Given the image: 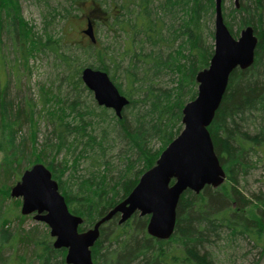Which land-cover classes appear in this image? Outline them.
Returning <instances> with one entry per match:
<instances>
[{
	"label": "trees",
	"instance_id": "1",
	"mask_svg": "<svg viewBox=\"0 0 264 264\" xmlns=\"http://www.w3.org/2000/svg\"><path fill=\"white\" fill-rule=\"evenodd\" d=\"M148 3V0H137L135 4L140 10L133 20L128 17L119 19L126 15L125 11V14H117L118 17L115 15L111 24L127 35L125 53L131 51L136 26L160 47L170 48L174 38L182 37L176 48H170L165 55L159 52L146 55L150 61L149 69L155 70L153 77L158 78V72L167 67L173 74L175 85L168 89L157 88L155 79H138L136 67L132 65L124 69L126 83L123 89L120 83L113 80L118 66L113 64L110 69L105 59L106 52L100 51L101 61L86 65L106 71L120 93L127 97L128 103L121 115L109 112V108L95 104L96 101L94 106L98 112L94 114L90 105L79 102L75 97L67 106L76 119L74 123L63 120L55 113L48 116L52 127L48 136L52 135L55 140L54 143L48 142L53 144V150H63L68 157L58 164L53 160L45 164L57 181L68 209L82 217L79 230L91 226L124 198L140 174L155 162L160 151L179 132L182 107L187 99L196 94L195 74L207 66L212 55L213 45L206 43L205 38L212 39L213 34L204 33L203 19L214 14V0H164L161 5L164 12H173L177 6L181 16L178 29H174L168 37L159 32L160 25L155 28L156 31L153 29L159 19L149 18ZM126 6H129L128 3ZM121 7L124 8L123 5ZM127 7L124 9L131 14ZM233 7L230 14L232 18L235 16L238 29L251 25L258 42L252 65L245 69L236 68L230 73L220 104L208 125L214 151L225 171V181L218 188L205 185L198 193L186 189L176 206L174 231L167 239H156L146 232L148 215L133 213L122 223H118L116 215L104 222L91 247L93 264H216L213 252L208 251L207 246H216L219 241L227 245L239 237L251 240L264 252V194L243 199L236 187L237 177L246 174L251 165V153L256 150L264 152V71L258 68L264 56V0H238V6L234 4ZM13 11L8 16L5 29L16 41L19 36L22 37L24 27L18 13ZM49 12L48 15L53 18L55 13ZM110 19L111 16L108 22ZM227 19H224L225 24L232 33ZM64 44V41L49 38L40 46L53 52L60 66L64 67V78L75 93L79 88L90 93L80 77V71L86 65L78 62V57L61 52L60 45ZM90 47L95 48V44L89 38V42L81 48L86 52ZM136 94L138 97L134 98ZM126 109L130 111L129 117L126 116ZM91 113L98 118L89 117ZM28 116L25 114V118ZM101 126L115 129L117 137L109 136L103 127L97 132ZM253 130L257 132L251 133ZM117 140L124 147L122 153L115 156L118 164H114L113 156L110 160L104 158V142L113 148ZM66 159L70 160V165ZM79 160L87 164L81 174L77 172ZM4 164L5 159L0 171L6 174L8 165ZM66 170L68 174L64 176ZM248 204L253 206L252 216L245 209ZM8 216L9 211H4L0 221L8 219ZM16 217L23 215L16 213ZM51 240L50 235L39 238L36 233L23 235L19 229L12 231L0 226V247L30 245L37 264H69L64 260L65 249L54 248ZM16 255L19 253H15L14 258Z\"/></svg>",
	"mask_w": 264,
	"mask_h": 264
},
{
	"label": "rangeland",
	"instance_id": "2",
	"mask_svg": "<svg viewBox=\"0 0 264 264\" xmlns=\"http://www.w3.org/2000/svg\"><path fill=\"white\" fill-rule=\"evenodd\" d=\"M136 1L77 0L75 3L73 0H0V142L2 140L0 165L3 164L4 159V165H8L6 174L0 171V217L4 211H9L8 219L1 220L0 226L12 231L19 229L23 235L36 233L39 238L49 235V227L45 223L35 220L31 214L20 213L21 198L12 197L10 188L19 180L21 173L33 164L42 163L46 166L45 163L50 160L58 164L68 157L64 155L63 150H53L54 146L50 143L55 141L52 135L48 136L52 128L48 120L50 113L74 123L76 119L67 106L75 97L79 102L84 101L86 105H90L92 113L98 112L94 106L96 102L92 92L88 93L87 90L79 88L75 93L64 78L66 74L64 67L60 66L53 52L43 50L40 46L42 42L49 38L64 41L65 44L60 45V51L78 57V62L83 65L101 61L99 53L106 52L105 59L109 68L111 69L113 64L118 66L113 80L120 83L123 89L126 83L124 69L132 65L136 67L135 73L138 79L142 77L155 79L154 84L157 88L168 89L175 85L173 74L167 67L158 72V78L153 77L155 70L149 69L150 61L146 55L151 52L165 55L170 48H176L182 37L174 38L170 48L160 47V44L154 45L145 32L136 26L137 31L133 34L134 43L131 51L125 53L127 35L121 28L111 24L115 15H120V12L125 14V11L126 15L120 16L119 19L128 17L133 20L140 10L135 4ZM148 2L149 18L159 19L158 25L153 27L155 31L160 25L159 32L165 35L164 37H168L174 29H178L181 16L178 15L180 10L177 6L174 7L173 12H164L161 8L164 0H148ZM122 5L130 9L131 14L122 8ZM233 6L234 0H223L221 13L223 20L230 17L227 19L228 25L232 29V35L237 37L241 28L238 29L234 14V18L230 14ZM11 10L18 13L24 27L22 37L19 36L16 41L11 39V35L5 29ZM49 11L55 13L53 18L48 15ZM62 15L67 17L62 18ZM236 15L238 19L239 15ZM87 17L92 23L95 48L90 47L91 49L83 52L81 46L89 42L88 36L83 33ZM203 20L204 33L213 34L214 14L211 18L206 15ZM151 33L154 35V32ZM205 40L208 44H214L213 36L212 39L206 36ZM258 68L264 71V56ZM195 88L197 90V83ZM133 97L138 96L136 94ZM137 105L141 106L139 103ZM108 111L113 112L111 109ZM92 113L89 117L97 119L98 117ZM25 114L30 117L25 118ZM129 115L130 111L126 109V116ZM102 127L96 131L104 129L109 136H116L115 129H111L110 126L101 129ZM255 132L257 131H251L254 134ZM104 144L106 154L104 158L110 160L113 156V163L118 164L115 156L122 153L123 144L119 140L113 148L108 147L106 142ZM158 145L159 143L156 146ZM263 156L264 152L259 150L252 152L249 161L251 165L246 174L237 177L236 187L241 191L240 196L243 199H253L255 195L264 194ZM66 160L70 165V160ZM77 165V172L81 174L87 164L79 160ZM67 174L66 170L64 176ZM245 209L249 215L254 214L252 205L248 204ZM16 213L23 217H16ZM222 243L219 241L216 246L206 248L213 252L216 264H264V252L251 240L239 237L233 242H228L227 245ZM17 252L19 255L14 258ZM20 254L25 256L21 257ZM6 261L7 264H37L32 246L23 244L0 247V264H5Z\"/></svg>",
	"mask_w": 264,
	"mask_h": 264
},
{
	"label": "water",
	"instance_id": "3",
	"mask_svg": "<svg viewBox=\"0 0 264 264\" xmlns=\"http://www.w3.org/2000/svg\"><path fill=\"white\" fill-rule=\"evenodd\" d=\"M234 3L238 6V0ZM221 4L222 0H214L213 52L207 66L195 74L196 95L182 107V127L124 198L91 226L79 230L82 217L68 209L57 181L44 164L35 163L25 169L11 186L10 195L21 198L20 213L32 214L35 220L49 227L52 246L65 249L66 263L93 264L91 247L99 236V228L116 215L118 223L133 213L148 215L146 232L156 239L169 238L174 231L181 194L186 189L198 193L205 185L218 187L224 182L225 171L214 151L208 125L220 104L230 73L252 65L258 40L250 25L243 27L237 37L233 36L223 20ZM83 33L95 40L89 18ZM80 77L98 105L121 115L128 99L106 71L84 66Z\"/></svg>",
	"mask_w": 264,
	"mask_h": 264
},
{
	"label": "flooded vegetation",
	"instance_id": "4",
	"mask_svg": "<svg viewBox=\"0 0 264 264\" xmlns=\"http://www.w3.org/2000/svg\"><path fill=\"white\" fill-rule=\"evenodd\" d=\"M245 26H247V25H245ZM245 26H243V27H245ZM250 26H251V25H250ZM243 27H242V28H243ZM242 28H241V29H242ZM252 28H253V27H252ZM253 32H254V29H253ZM239 33H240V31H239ZM254 34H255V32H254ZM256 37H257V36H256ZM257 40H258V38H257Z\"/></svg>",
	"mask_w": 264,
	"mask_h": 264
},
{
	"label": "bare ground",
	"instance_id": "5",
	"mask_svg": "<svg viewBox=\"0 0 264 264\" xmlns=\"http://www.w3.org/2000/svg\"><path fill=\"white\" fill-rule=\"evenodd\" d=\"M219 187V186H218ZM218 187H213V188H218Z\"/></svg>",
	"mask_w": 264,
	"mask_h": 264
}]
</instances>
